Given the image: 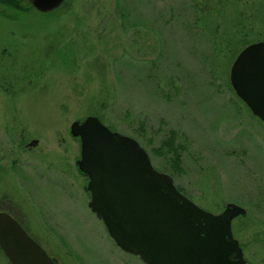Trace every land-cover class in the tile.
Segmentation results:
<instances>
[{
    "label": "rangeland",
    "instance_id": "1",
    "mask_svg": "<svg viewBox=\"0 0 264 264\" xmlns=\"http://www.w3.org/2000/svg\"><path fill=\"white\" fill-rule=\"evenodd\" d=\"M9 2L0 1V212L58 264H145L88 205L69 126L91 114L134 138L202 209L242 206L232 224L242 245L264 235V122L229 78L236 55L264 41V0H65L48 12ZM170 130L184 146L180 174L152 151ZM0 264H10L1 249Z\"/></svg>",
    "mask_w": 264,
    "mask_h": 264
},
{
    "label": "water",
    "instance_id": "2",
    "mask_svg": "<svg viewBox=\"0 0 264 264\" xmlns=\"http://www.w3.org/2000/svg\"><path fill=\"white\" fill-rule=\"evenodd\" d=\"M48 12L63 0H28ZM230 83L251 112L264 122V42L251 43L235 57ZM80 139L79 171L88 177L89 207L123 251L145 264H245L231 220L246 210L229 202L221 213L196 205L153 167L132 137L113 131L97 116L69 126ZM32 141L28 145H36ZM0 249L10 264H57L8 212H0Z\"/></svg>",
    "mask_w": 264,
    "mask_h": 264
},
{
    "label": "trees",
    "instance_id": "3",
    "mask_svg": "<svg viewBox=\"0 0 264 264\" xmlns=\"http://www.w3.org/2000/svg\"><path fill=\"white\" fill-rule=\"evenodd\" d=\"M0 1L4 5L5 4L10 5L11 3L9 1H11L15 5L14 7L12 6L14 9H21V7L17 5V3H14L15 1H12V0H9V1L0 0ZM74 139H77V138H74ZM176 140H177L176 132H174L173 130H170L167 136L161 140L159 146L152 148V151L156 153V155L164 159L165 164L172 169L171 173L180 174L181 172H183L182 150L184 146L182 143L177 142Z\"/></svg>",
    "mask_w": 264,
    "mask_h": 264
},
{
    "label": "flooded vegetation",
    "instance_id": "4",
    "mask_svg": "<svg viewBox=\"0 0 264 264\" xmlns=\"http://www.w3.org/2000/svg\"><path fill=\"white\" fill-rule=\"evenodd\" d=\"M64 2H65V0H63V2L60 4V6H62L64 4ZM27 3H28V1H27ZM30 6H31V4L29 3V6L21 7V9H19V10L29 9ZM257 42H259V41H257ZM262 42H264V41H262ZM224 208H225V206L222 208V210ZM239 217H241V216H237L231 220V222H232L231 223V229H232L233 237L237 240L238 245L240 246V248L242 250V253L244 252L245 249L250 248V250H249L250 255L249 256L245 257V255L243 254L245 264H264V235H258V236L252 235L251 238L245 242L246 244L242 245L239 237H237L236 234L233 233V227H232L233 221L235 219H238Z\"/></svg>",
    "mask_w": 264,
    "mask_h": 264
}]
</instances>
